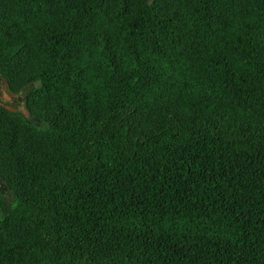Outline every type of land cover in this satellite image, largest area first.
I'll list each match as a JSON object with an SVG mask.
<instances>
[{"label":"trees","instance_id":"obj_1","mask_svg":"<svg viewBox=\"0 0 264 264\" xmlns=\"http://www.w3.org/2000/svg\"><path fill=\"white\" fill-rule=\"evenodd\" d=\"M0 77V264H264V0H0Z\"/></svg>","mask_w":264,"mask_h":264},{"label":"rangeland","instance_id":"obj_2","mask_svg":"<svg viewBox=\"0 0 264 264\" xmlns=\"http://www.w3.org/2000/svg\"><path fill=\"white\" fill-rule=\"evenodd\" d=\"M0 106L7 109L9 112L16 113L22 116L29 124L33 126H39L38 120L33 118L27 111L25 106V92L20 91L16 94H12L8 91V87L3 78L0 77ZM42 126V125H41ZM0 192L4 197V201L7 205H10L13 201V196L1 183Z\"/></svg>","mask_w":264,"mask_h":264},{"label":"snow or ice","instance_id":"obj_3","mask_svg":"<svg viewBox=\"0 0 264 264\" xmlns=\"http://www.w3.org/2000/svg\"><path fill=\"white\" fill-rule=\"evenodd\" d=\"M3 190L2 189H0V192H2Z\"/></svg>","mask_w":264,"mask_h":264}]
</instances>
